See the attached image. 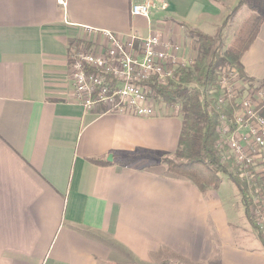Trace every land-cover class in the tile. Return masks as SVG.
Listing matches in <instances>:
<instances>
[{
    "label": "crops",
    "instance_id": "obj_1",
    "mask_svg": "<svg viewBox=\"0 0 264 264\" xmlns=\"http://www.w3.org/2000/svg\"><path fill=\"white\" fill-rule=\"evenodd\" d=\"M141 1L0 0V264H264L258 232L232 222L219 189L202 192L160 160L177 150L182 112L138 117L77 99L72 43L159 35L184 46L182 64L186 26L216 36L238 3L163 0L134 17ZM242 63L264 91V17ZM137 151L152 165L119 164Z\"/></svg>",
    "mask_w": 264,
    "mask_h": 264
},
{
    "label": "built area",
    "instance_id": "obj_2",
    "mask_svg": "<svg viewBox=\"0 0 264 264\" xmlns=\"http://www.w3.org/2000/svg\"><path fill=\"white\" fill-rule=\"evenodd\" d=\"M57 1L61 5L66 3V0ZM157 7L164 10L166 4L163 0L136 2L131 7V14L148 18ZM107 35L110 38L107 45L98 48L78 46L80 50L70 60L78 101L86 110L102 107L110 113L156 116L160 109L155 104L154 93L143 82L151 76L162 84L176 79L182 47L163 43L159 35L148 38L130 35L127 40L112 33ZM256 92L264 96L262 89ZM235 95L234 89L231 94L228 89L222 101L227 104L228 97ZM238 107L233 124L227 126L224 123L230 155L225 153L222 159L237 165L241 178L262 177L264 116L257 103L248 97L238 102Z\"/></svg>",
    "mask_w": 264,
    "mask_h": 264
},
{
    "label": "trees",
    "instance_id": "obj_3",
    "mask_svg": "<svg viewBox=\"0 0 264 264\" xmlns=\"http://www.w3.org/2000/svg\"><path fill=\"white\" fill-rule=\"evenodd\" d=\"M247 0H238L236 6L229 12L216 36L204 33L199 29L187 27L188 35L198 41L216 42L210 55L208 63L203 69L197 67L201 72L198 83L206 86L215 77L217 68L230 67L236 70L240 79L247 80L251 87L262 88V84L256 86L254 79L245 71L242 58L256 39L263 22L264 0H252L250 13L237 30L235 38L229 44L226 52L221 53L224 46L225 29L238 10L246 4ZM262 11V12H261ZM199 59V57H197ZM190 66L178 65L175 76L179 80L172 79L169 85H161L156 78L147 82L148 87L154 93L155 100L173 107L178 102L182 105L183 129L179 139L177 150L173 157L165 156L160 160L166 165L168 172L190 180L200 191L207 192L210 189L218 190L222 182L220 174L227 175L236 185L244 205L245 215L250 225L258 232L259 238L264 245V232L255 216V200L247 188L245 182L234 175L228 166L223 163L215 147V134L218 115L210 108V104L204 97L201 89L190 87L186 76L191 72ZM145 85V84H144ZM235 113L238 111V102H235ZM106 112V109H103ZM264 116V105L260 108ZM125 154L119 160L120 165L134 164L148 153ZM150 156V155H149ZM97 164L108 161L91 159ZM262 179V178H261ZM168 264V262H165Z\"/></svg>",
    "mask_w": 264,
    "mask_h": 264
},
{
    "label": "rangeland",
    "instance_id": "obj_4",
    "mask_svg": "<svg viewBox=\"0 0 264 264\" xmlns=\"http://www.w3.org/2000/svg\"><path fill=\"white\" fill-rule=\"evenodd\" d=\"M252 0H247L246 4L242 6L239 12L236 14L235 18H232V22L230 27L228 28L227 32L225 33L224 38V46L221 49V53L224 54L231 43V41L235 38L237 30L241 26L242 22L250 13ZM262 12V11H261ZM190 41V42H189ZM77 45V44H76ZM216 42L210 41H198V39L188 40L186 42V47L188 48L187 52V62L186 60L181 65L190 66V74L186 76V81L190 87L199 88L202 90L204 97L210 104V108L216 112L218 115L217 120V128L215 134V147L221 156V160H223V156L226 153L227 156L230 155L228 149V139H227V132L224 131L226 127H224V123L228 125H232L234 122V115H235V102H241L244 98L248 97L252 102L257 103L258 107H262L264 105V96L259 95V90L255 86L251 87L250 84L247 83V80L240 79L237 75L235 69L230 67H220L216 69L215 77L209 82L205 87L201 86L198 81L200 78L201 72L197 70V67L203 69L204 66L208 63L210 59V55L213 51ZM81 47V45H79ZM86 46V45H85ZM89 46V45H88ZM80 47L75 46V43H72L69 47V54L68 59L71 60L75 56V54L80 50ZM183 54L185 56L184 46L181 45ZM199 57V59L197 58ZM179 76L176 77V81H178ZM154 79V76H151L149 80L143 82L147 87L148 81ZM175 79V78H174ZM155 80V79H154ZM156 81V80H155ZM159 82V81H158ZM172 81H168L167 84L161 85H169ZM246 85L247 87H245ZM148 89L151 90L150 87ZM230 89V94L232 89H234V94H236L233 98L228 97V103L225 104L222 101L226 96V92ZM154 92V91H153ZM155 93V92H154ZM257 99V100H255ZM155 104L158 108L162 109L165 114L173 113L171 111L166 110V105L164 103H160L157 100ZM177 108L180 112H182V105L181 103H177L173 106ZM183 113V112H182ZM224 128V129H223ZM141 155V154H140ZM143 155V154H142ZM174 156V155H173ZM170 156V157H173ZM143 161H147L148 159H141ZM156 161V160H153ZM149 164L152 165L151 162L147 161ZM230 171L240 177L238 173L237 165L232 164L230 161H224ZM154 167V166H152ZM155 171L163 170L162 166L154 167ZM168 172L167 168H165ZM256 171V170H255ZM221 179L223 178L224 183L220 184L219 193L221 197H224L226 202H230L231 205L228 206V211L231 217L234 219L232 222L237 224L242 228L249 227L250 224L246 218L244 205L242 204L241 195L238 191L236 185L228 178L227 175L220 174ZM262 178V179H261ZM247 188L249 189L251 195L255 200V216L258 219V222L261 225V228L264 232V176H254L249 178H241ZM233 203V204H232ZM235 203V204H234ZM251 228V226H250ZM253 228V227H252ZM254 229V228H253ZM177 264H188L185 261H176Z\"/></svg>",
    "mask_w": 264,
    "mask_h": 264
},
{
    "label": "water",
    "instance_id": "obj_5",
    "mask_svg": "<svg viewBox=\"0 0 264 264\" xmlns=\"http://www.w3.org/2000/svg\"><path fill=\"white\" fill-rule=\"evenodd\" d=\"M113 159V157H112V155H110L109 157H108V160H112Z\"/></svg>",
    "mask_w": 264,
    "mask_h": 264
}]
</instances>
